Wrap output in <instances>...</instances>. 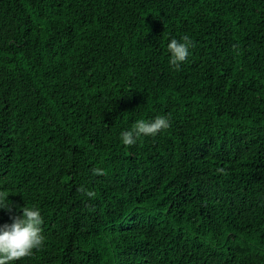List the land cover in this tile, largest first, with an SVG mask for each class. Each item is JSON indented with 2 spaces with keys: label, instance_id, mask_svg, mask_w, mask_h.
Returning a JSON list of instances; mask_svg holds the SVG:
<instances>
[{
  "label": "trees",
  "instance_id": "1",
  "mask_svg": "<svg viewBox=\"0 0 264 264\" xmlns=\"http://www.w3.org/2000/svg\"><path fill=\"white\" fill-rule=\"evenodd\" d=\"M0 194L16 264H264V0H0Z\"/></svg>",
  "mask_w": 264,
  "mask_h": 264
},
{
  "label": "clouds",
  "instance_id": "2",
  "mask_svg": "<svg viewBox=\"0 0 264 264\" xmlns=\"http://www.w3.org/2000/svg\"><path fill=\"white\" fill-rule=\"evenodd\" d=\"M190 47L191 39L188 35H184L180 39H170L167 43L169 63L179 69L190 55ZM168 128L169 120L163 115L147 121L139 119L131 129L120 133V140L123 145L132 146L142 136L155 137L162 130ZM94 174H98V172H94ZM85 194L89 198L93 196L92 192ZM5 200L4 195L0 194V209L11 211V204H6ZM20 212L22 214L13 217L11 223L0 225V264H16L43 246L44 237L41 229L43 217L40 210L34 206L25 205L20 209Z\"/></svg>",
  "mask_w": 264,
  "mask_h": 264
}]
</instances>
